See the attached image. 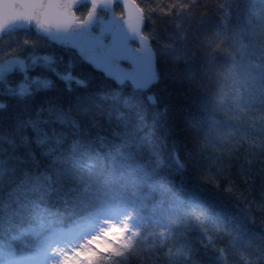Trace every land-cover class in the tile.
I'll list each match as a JSON object with an SVG mask.
<instances>
[{"label":"clouds","instance_id":"obj_1","mask_svg":"<svg viewBox=\"0 0 264 264\" xmlns=\"http://www.w3.org/2000/svg\"><path fill=\"white\" fill-rule=\"evenodd\" d=\"M192 3L193 0H171L167 3L169 15L173 8L176 14L187 11ZM220 6L224 8L223 4ZM161 7V0H156L155 7L145 0L144 13L149 16L154 11L160 12ZM235 12L232 22L233 8L231 5L224 8L219 27L214 30L213 38L206 42L207 54L218 55L220 59L191 64L182 74L172 77L182 90L169 91L168 96L181 101L179 110L171 101L157 110L158 94L151 89L169 79L182 55L169 51L175 49L173 43L157 41L158 51L153 44L157 38L148 31L145 35L153 60L152 78L144 85L133 84L134 97H125L122 105L109 107L106 119L111 127L107 135L89 137L74 116L71 117V128L49 136L53 139L45 145L39 144L35 136L30 141L27 136L14 135L8 129L0 128V242L9 243L13 234L37 222L34 204L62 211L74 196L83 193L85 187L103 190L105 179L111 178L114 181L111 189L126 194L134 190L150 193L143 213L153 231L165 230L171 234L173 250L181 245L185 249L179 238L187 239L189 233L195 232L196 242L213 257L215 264H264V201L257 204L252 200L247 187V181L255 176L264 177V149L261 148L264 135H248V117L256 113L248 111L246 97L250 93L238 89L231 76L239 65L264 62V0H236ZM32 39L31 47L20 42L11 46L0 42V62L9 59L11 53L22 56L28 52L44 53L54 58V67L58 70L55 66L57 49L73 53L70 68L76 67L77 57L79 62H86L75 49L58 45L42 33L35 32ZM183 39L181 33L179 40ZM158 55L161 57L159 67L155 63ZM33 74L49 77L53 81L52 87L19 97L9 95L0 84V96L26 102L38 93L56 89L57 80L65 84L66 91H73L51 69L37 66ZM105 76L109 78L107 74ZM73 77L72 82L79 87L89 86L88 78ZM76 80L82 83L77 84ZM15 83L11 84L14 86ZM115 83L119 86L122 82ZM262 83L257 81V87ZM141 93L146 94L153 105V115L157 119L151 122L140 112L132 113L142 103ZM251 93H256V89ZM119 95V92L115 93V97ZM0 104L7 106L3 100ZM259 107L257 101L255 108ZM122 108L128 111H122ZM40 111L42 109H37V113ZM113 112L117 113L115 123L111 120ZM170 115L174 117L171 126L161 135L157 120L160 117L167 120ZM55 137H59V143L55 142ZM36 149L47 161L42 168ZM234 163L241 179L245 180L244 187L234 179ZM130 169L135 171L136 184L131 181ZM38 177L44 178L40 184L36 183ZM151 185L156 186L155 191L151 190ZM206 191L219 193L233 202L234 207L242 205L250 222L255 220L251 212L255 207L262 213L259 219L261 232H249L242 222L215 210L200 195ZM154 205L158 206L154 208ZM154 216L159 222L153 223ZM170 217H174L175 223ZM186 253V256L176 257L171 264H199L188 251ZM142 264L152 262L144 260ZM161 264H169L167 258L162 257Z\"/></svg>","mask_w":264,"mask_h":264},{"label":"snow or ice","instance_id":"obj_2","mask_svg":"<svg viewBox=\"0 0 264 264\" xmlns=\"http://www.w3.org/2000/svg\"><path fill=\"white\" fill-rule=\"evenodd\" d=\"M79 3L80 0H0V42L8 43L5 33L10 29L39 32L58 45L75 49L85 60L103 67L118 79L132 78L138 70L139 54H150L147 36L142 31L145 9L140 0H120L119 12L112 9L115 0H88L84 11L78 9ZM102 5L110 9V15H98L97 9ZM159 11L169 9L161 7ZM117 20L122 21L124 33ZM133 35L139 39V48L129 47L128 40ZM20 44L31 47L34 40L21 35ZM121 60H127L131 67L122 69ZM54 64L49 54L11 53L9 59L0 62V84L9 95L19 97L30 95L33 90L49 89L53 85L49 77L33 74L37 66H42L71 86L72 73L61 72ZM231 76L238 89L250 93L246 97L248 111L256 113L248 117V135H264V83L257 87V81L264 82V62L239 65ZM10 77H18L14 86L9 82ZM254 88L258 95L251 93ZM257 101L261 105L258 109ZM56 118L64 121L62 115ZM33 129L39 144H49L53 139L35 125ZM54 139L60 142L59 137ZM261 148L264 149V144ZM129 176L133 184L138 182L134 170H129ZM113 183L107 178L103 190L85 187L62 211L34 204L37 222L13 234L9 243L0 242V264H142L144 260L161 264L162 257L171 264L176 257L187 255L182 245L173 250L170 233L153 231L143 213L150 193L140 190L122 193L111 189ZM150 188L156 190L155 185ZM169 219L175 223L174 217ZM152 220L159 222L155 216Z\"/></svg>","mask_w":264,"mask_h":264},{"label":"trees","instance_id":"obj_3","mask_svg":"<svg viewBox=\"0 0 264 264\" xmlns=\"http://www.w3.org/2000/svg\"><path fill=\"white\" fill-rule=\"evenodd\" d=\"M187 2V0H183ZM144 6L145 0H140ZM147 3L155 7L156 0H147ZM163 8H167V3L171 0H161ZM227 8L231 5L233 8L232 22L235 21L236 0H193L191 7L187 11H182L176 14L175 8L171 9V15L168 12H152L149 16L144 13L145 23L143 32L152 31L156 36L153 44L156 45L159 51L160 43H173L176 45L174 50L177 54L182 55V59L174 66L175 71L170 72L169 79L161 81L152 87L158 94L157 110L163 106L167 101H171L179 110L181 101L175 96L169 97V91L178 92L181 85L172 79L174 76H179L185 69L191 65H199L206 60L215 62L220 59L218 55H210L206 47V42L213 38L214 30L219 27L221 13L224 11L220 5ZM87 4H82L78 7L80 11L86 10ZM114 10L119 12L121 8L118 4L114 5ZM98 15H104V12L99 10ZM184 34V39L179 40L180 34ZM21 35L33 38L35 33L31 30H22L6 35L8 45L19 43ZM6 39V38H5ZM27 48V46H25ZM57 64L55 65L59 71H70L72 75H80L89 79V86L81 88L74 82H71L72 92L65 90V84L57 80L58 87L48 92L38 93L36 96L30 98L26 102H19L15 98L0 96V100L6 103V107L0 108V128H6L14 135L27 136L31 141L33 137L37 136L33 125L38 129L47 132L49 136L59 134L62 130L67 131L71 128V117H75L79 122L81 129H86L89 137H100L107 135L110 131V123L106 117L108 116V109L113 104H123V100L128 96H135L133 87L129 83L117 85L112 79L106 78L99 71L93 70L90 65L85 62H79L77 57L76 67L70 68L69 61L73 57L71 51L64 49H57ZM63 60H59V57ZM157 66H161V57H156ZM37 71H40L37 68ZM18 77H10L9 82L15 83ZM55 79V77H53ZM119 92V97H115V93ZM142 103H139L132 113L140 112L145 115L147 121L151 122L157 119L154 115L153 105L147 100L146 94L141 93ZM115 97V98H114ZM37 109H42L37 113ZM70 110V112H69ZM127 112V109H121ZM62 115L64 121L61 122L56 117ZM117 113L111 114V120L115 123ZM173 116H169L166 120L160 117L157 120V128L161 135L165 129L171 126ZM95 124V126H93ZM36 157L41 161L42 168L47 162L40 155L39 149H36ZM39 171V169H37ZM233 175L235 181L241 186H245V180L237 172L235 163L233 164ZM177 180L180 178L177 177ZM246 179V178H245ZM43 177H38L37 184L43 182ZM247 187L250 189V197L257 204L264 201V177L261 175L255 176L252 180L247 181ZM215 210L219 211L225 217L231 216L246 225L249 232H261L259 219L262 213L257 212L255 207L251 208V212L255 220L250 222L249 215L243 206L234 207L233 202L225 199L219 193L206 191L200 194ZM196 233L188 234L187 239L180 237L185 244V250L189 255L199 261V264H215L213 257L207 254L199 243L196 242Z\"/></svg>","mask_w":264,"mask_h":264},{"label":"water","instance_id":"obj_4","mask_svg":"<svg viewBox=\"0 0 264 264\" xmlns=\"http://www.w3.org/2000/svg\"><path fill=\"white\" fill-rule=\"evenodd\" d=\"M82 4H87L88 5V0H80V3H79V5L77 7H79ZM115 4H118L120 6V8H121L120 0H115V3L112 5V9H114V5ZM99 10L103 11L105 13V16H108V15L111 14L110 9L108 7H106V6H103V5L100 6L97 9V12ZM144 23H145V18L143 19V22H142V31H143V28H144ZM116 24L119 26L120 31L122 33H124L125 29H124V25H123L122 21L117 20ZM18 31H22V29L21 30L10 29L5 34L8 35V34H12V33L18 32ZM132 41L136 44V47L132 46V44H131ZM128 44H129V47L131 49H136V48L140 47L139 39L135 35H133V36H131L129 38ZM139 57H140V60H139L138 70H137L136 74L132 78H123V79H118L115 75H110L107 71H105V69L103 67H97L91 61H88V60H85V59L84 60L86 61L85 63L90 65L93 70L99 71L104 76H105V74H107L109 79H112V81H114V82L115 81H121L122 82L121 84H124V83L127 82L131 86H133V84H136V85L147 84L151 80L152 74H153L152 73L153 60H152V57L150 56V54L147 53V52L140 53ZM155 63H156V61H155ZM120 67L122 69H128V68L131 67V65L129 64V62L127 60H121L120 61Z\"/></svg>","mask_w":264,"mask_h":264},{"label":"flooded vegetation","instance_id":"obj_5","mask_svg":"<svg viewBox=\"0 0 264 264\" xmlns=\"http://www.w3.org/2000/svg\"><path fill=\"white\" fill-rule=\"evenodd\" d=\"M104 16H105V14H104ZM131 44L133 47H136V44L133 41L131 42Z\"/></svg>","mask_w":264,"mask_h":264}]
</instances>
